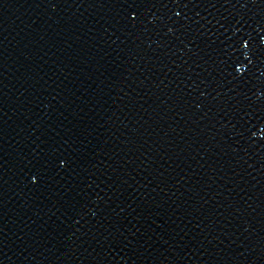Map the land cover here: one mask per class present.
<instances>
[{"label":"water","instance_id":"95a60500","mask_svg":"<svg viewBox=\"0 0 264 264\" xmlns=\"http://www.w3.org/2000/svg\"><path fill=\"white\" fill-rule=\"evenodd\" d=\"M0 264H264V0H0Z\"/></svg>","mask_w":264,"mask_h":264},{"label":"snow or ice","instance_id":"6c2138e0","mask_svg":"<svg viewBox=\"0 0 264 264\" xmlns=\"http://www.w3.org/2000/svg\"><path fill=\"white\" fill-rule=\"evenodd\" d=\"M245 43H247V41H245ZM36 178L35 177H33V180H35Z\"/></svg>","mask_w":264,"mask_h":264}]
</instances>
